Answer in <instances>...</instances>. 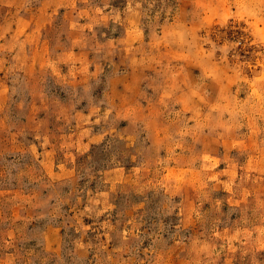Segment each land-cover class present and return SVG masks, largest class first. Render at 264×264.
I'll return each mask as SVG.
<instances>
[{
	"label": "rangeland",
	"instance_id": "obj_1",
	"mask_svg": "<svg viewBox=\"0 0 264 264\" xmlns=\"http://www.w3.org/2000/svg\"><path fill=\"white\" fill-rule=\"evenodd\" d=\"M0 264H264V0H0Z\"/></svg>",
	"mask_w": 264,
	"mask_h": 264
}]
</instances>
